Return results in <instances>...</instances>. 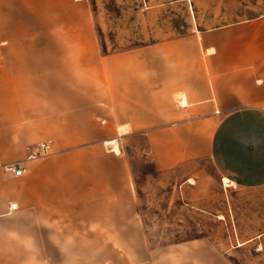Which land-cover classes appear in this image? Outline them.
Listing matches in <instances>:
<instances>
[{
	"label": "crops",
	"instance_id": "crops-1",
	"mask_svg": "<svg viewBox=\"0 0 264 264\" xmlns=\"http://www.w3.org/2000/svg\"><path fill=\"white\" fill-rule=\"evenodd\" d=\"M45 7L31 31L22 0H0V264H13L15 238L102 248L105 264H237L230 251L264 238V217L236 245L153 243L127 157L105 143L145 135L154 167L189 172V191L203 159L228 195L264 189V14L103 52L87 0ZM48 140L51 151L26 161L27 146ZM18 162L22 176L4 169Z\"/></svg>",
	"mask_w": 264,
	"mask_h": 264
},
{
	"label": "rangeland",
	"instance_id": "rangeland-1",
	"mask_svg": "<svg viewBox=\"0 0 264 264\" xmlns=\"http://www.w3.org/2000/svg\"><path fill=\"white\" fill-rule=\"evenodd\" d=\"M47 1L22 0V9L29 18V30L38 29V19L48 10L45 7ZM87 2L103 52L146 45L195 29L215 27L264 14V0ZM119 147L127 157L139 213L153 243L208 235L230 246L231 242L236 245L238 241L260 233L257 229L261 224L259 219L264 217V189L234 190L228 195L220 185L219 176L210 161L203 159L195 164L201 173L195 180H199V184L195 185L194 191H189V187L182 184L186 178L191 177L189 172H160L154 167L145 135L137 133L122 136ZM184 198H191V201L198 203L207 212L184 204ZM233 217L242 228L237 232L233 229ZM252 227L256 230H251ZM17 242L20 241L15 238L13 264H105L101 257L102 248H22ZM260 245L261 249H258ZM230 252L237 264H264V238H257L236 249L233 247Z\"/></svg>",
	"mask_w": 264,
	"mask_h": 264
},
{
	"label": "built area",
	"instance_id": "built-area-1",
	"mask_svg": "<svg viewBox=\"0 0 264 264\" xmlns=\"http://www.w3.org/2000/svg\"><path fill=\"white\" fill-rule=\"evenodd\" d=\"M51 146H52L51 140L41 142L37 144L36 146H27L26 161L33 160V159H36V158H39L45 155L46 153L49 152V150L51 149ZM5 169L11 172L15 176H22L26 173L27 168L22 163L18 162V163L7 165ZM17 206H18L17 202H11L9 204L10 210H15Z\"/></svg>",
	"mask_w": 264,
	"mask_h": 264
},
{
	"label": "bare ground",
	"instance_id": "bare-ground-1",
	"mask_svg": "<svg viewBox=\"0 0 264 264\" xmlns=\"http://www.w3.org/2000/svg\"><path fill=\"white\" fill-rule=\"evenodd\" d=\"M110 150H115L116 152H119V146L117 142V138H114L113 140L107 141L105 143Z\"/></svg>",
	"mask_w": 264,
	"mask_h": 264
}]
</instances>
